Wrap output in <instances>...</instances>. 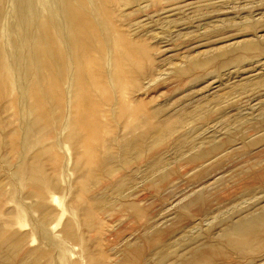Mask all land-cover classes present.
<instances>
[{
    "label": "rangeland",
    "instance_id": "obj_1",
    "mask_svg": "<svg viewBox=\"0 0 264 264\" xmlns=\"http://www.w3.org/2000/svg\"><path fill=\"white\" fill-rule=\"evenodd\" d=\"M17 1L0 0V55L3 49L10 52L15 44L14 38L17 37V30H19L15 11L17 9L15 8ZM24 1L25 4L37 3L40 6V14H35L32 20L36 21L46 16L51 20L48 24L57 25L61 31L60 35H56V49L59 47L66 48L69 54V70L61 67V72L66 71L68 79L60 75L62 79L64 78L60 80L61 82L63 81L64 85L60 84L64 87L62 89L65 95L67 94L65 99H69H66V104L68 105L64 103V107H61L64 108L62 109L64 112L68 107L72 111L70 112L67 109L65 113L63 111L60 112V106L59 109H55L56 105H58L55 96V99L53 98L52 101L49 100L47 104L49 107H53V114L50 116L48 125L46 124L45 126V122L42 119L35 121V117L37 116L36 112L39 114V110H31L29 108H25V120H17L15 114H17L16 111L19 108L16 109L14 105H12V109L10 108L12 104L8 99L10 92L8 90L4 92V89L8 86L5 87V84H9V79L11 82H15L16 80L19 82V76L22 72L16 73V76L10 72L9 78L6 72L3 73L7 79L4 81L7 82L3 83L0 81V94L4 93L0 97V100L2 98L1 101L3 102H0V106H3H1L3 109L0 111V131L2 130L0 132V204H2L0 207L2 206L3 208L0 210V223L2 224V221L9 219V224L6 223L5 225L7 228L15 232L18 229L17 234L26 233V241L24 240L21 244V250L18 249V251L13 253L14 257L18 259L26 254L34 253L33 249L38 250L42 248L39 250V254L44 252L46 257L43 256L39 264H50L49 261H52V264H101L102 256L103 258L104 256H113L111 250L113 245L122 243L125 239L128 240L129 238L131 241L138 240L142 235L140 228L142 229L143 227L139 226H141V223L146 224L149 221L148 219L151 221L153 218L152 220L157 222L173 214L171 216L172 218L169 216L170 218L167 219V222H170V226L175 224L174 222L186 224L190 220L196 221L201 218L203 213L202 208L204 209L210 205L213 207L219 204V202L231 203L232 198L238 200L241 194L248 193L250 195V193L254 192L253 190H260L261 188H263L261 190H264V166H262L264 165V85L260 83L259 85L254 84L264 79V0ZM44 4H48V6L44 7ZM70 5L76 6L80 11L83 8L87 10L89 19L94 22H92L93 27L91 29L85 31L83 29L78 30L74 27L70 21V18H72L68 10ZM26 10L30 14L31 7H26ZM37 22L38 29L45 25L50 26L38 20ZM82 32H88L90 35L87 45L83 44L79 39ZM45 37L50 38L49 35L47 36V33H45ZM126 44H128V47L124 46ZM117 45L120 47L119 49ZM112 47L118 50L115 51ZM138 51L139 53L136 54ZM89 52L90 54L93 52L91 56L88 55ZM5 56L8 58V62H10V54ZM99 56L102 57L99 58ZM91 57L93 58L92 61ZM136 57L139 58L137 59ZM85 61H91L87 72L94 71L96 73L99 69H102L105 72L107 71L108 78L106 90L97 92V100L99 103H103L102 100L104 99V103L108 104V107L107 104H103L104 113L107 115H105L106 118L104 115H101L100 118L104 117L103 120L105 119L109 123L106 124V126L108 125L107 127H104L105 121H101L100 119V123L103 122V125L101 124L103 128H101L100 136L101 138L104 137L103 140L105 142L103 140L102 142L105 145H102L100 148L101 151H99L100 149L98 150V155L102 153V157H109L107 155L110 154L113 158L110 157L111 166L119 169L117 173H120L119 171L122 172L119 174L120 176L124 174H136L137 178L134 182L135 188L130 189L129 193L134 191V193H139L142 198L144 197L140 206L145 210L144 216L146 211L148 212V215L145 217L143 215L138 218L135 216L130 217L129 215L128 217L125 215L126 213L119 212L122 209V204L124 207L130 200L124 201V199L123 201L118 200L117 202L115 200V202L109 205L110 207L102 209V211L96 208L98 212L95 207L91 208V210L87 205L88 198H86L87 195H84L82 183L87 179L84 177L86 174L84 173V176L81 175L84 177V180L79 176L83 174V171L87 173L88 170L86 169L87 165L85 158H83L84 156H77L81 153V149L78 148L80 146L79 143L77 144L79 145L78 147L75 144L78 140H74L75 137L78 138V129H76V121H73V100L77 93V88L79 91L77 84H79V79H86L87 77L85 67H88V65L86 64V66L84 64ZM123 70L125 80H122L125 84L123 90L125 92H122L120 81L117 77V72L120 73ZM55 76L57 79L59 78V75L56 74ZM151 76H156L157 79L155 81L150 80L149 78ZM24 82V85L19 83L17 89L15 88L10 94L16 96L15 90L23 92L26 84V93L24 94V100L26 101L30 99V91L36 83H47V81H39L37 77ZM5 94H8L6 97L11 102V104L8 102L10 105L7 106L5 104L7 103ZM123 95L126 97L124 98ZM120 97L124 98L127 102L129 100V106L131 108L128 107L126 110L123 108L120 109L118 104ZM140 103L143 109L139 107L141 106ZM118 106L119 108H117ZM119 109L122 114L119 113ZM58 110L60 114L63 113V116L57 112ZM122 110L125 111L123 112ZM12 113L15 114L13 115ZM150 113H156L157 116L153 117L154 119L150 117L146 120V115ZM59 115L62 119H60L61 117ZM66 115L68 116L66 117ZM108 115H110V118H108ZM7 116L11 120L15 118L14 121L9 120V123L6 121L8 123L6 124L5 119ZM55 116H59L60 118L58 119L60 121L62 120V122L57 117L55 119ZM132 116L134 119L131 118ZM174 118L176 120L180 118L185 119V122L180 126L181 128H176L175 126L176 129L174 128L173 132L168 134V137H165L162 141L155 144V146L150 147L151 149L148 148L149 150L147 149V151L145 150L141 154L133 153L130 158L128 157V160L122 158L121 154L123 152L119 145L125 138L127 141H131L139 133H151L155 129L154 125L151 126L152 124H165L166 121H169L168 119L172 120ZM150 119H152V122ZM69 120L71 121L69 122ZM149 120L150 123L147 124ZM24 122L25 124L28 122L31 123L25 125ZM54 124H59L60 127ZM73 124L76 128H74ZM4 125L8 127L6 128ZM127 125H131V127ZM10 126L11 128H9ZM48 126L49 128L50 126L54 127H52L53 129H49ZM15 127H21L20 130L23 129L21 132L24 135H21L23 140L20 137L21 141H19L23 146L21 154L18 153L14 156L15 153H12L14 150H11L9 146L11 138H8L10 135L7 133ZM108 127L111 129L107 130ZM144 127L147 128L144 129ZM57 128L60 130H57ZM104 128L107 129H105L104 136H102ZM126 128L132 129L129 130ZM133 131L135 132L133 133ZM58 132L60 133L56 134ZM60 134L64 136L62 137ZM71 134L72 137L70 136ZM117 137L122 141H118L120 139H117ZM74 145H76L75 147L78 151L80 150L77 152L78 154L75 152ZM24 152L26 153L25 156ZM27 153L29 158L27 157ZM34 153L40 155L38 157L36 156L35 159ZM75 153L77 157H75ZM104 153L107 155H104ZM10 154L13 157L10 156L11 158H9ZM32 154L34 158L31 156ZM112 154L116 155L112 156ZM137 155H144L146 158ZM30 157L33 158L31 161ZM78 157L82 160L79 161L77 159ZM5 158L7 159L3 160ZM34 159L35 162L37 159L38 161L36 163L32 162ZM148 159L150 160L151 167L159 174V176H156L157 174L155 175L153 181L144 179V174L149 173L147 171L149 167ZM16 160L20 163L16 162ZM26 160L29 163L32 162L30 163L31 166H29V163V165L26 164ZM141 160H145L146 162L143 161L140 164ZM251 160L254 162H251ZM24 162L27 166L21 164ZM258 163L259 165H257ZM246 164L252 165V167L254 164L257 165L256 167L254 166L255 170L253 169L252 172H257L259 169L258 173L260 176H258L261 178L256 177L257 179H254L257 175L255 172L253 173L255 176H250L252 175L251 172L246 173L248 171ZM76 166H80V169L82 167L80 170H83L82 173L76 171L78 168ZM30 167L31 170L29 169ZM96 168L93 171H97L98 173L99 168L98 170ZM241 173L246 174L245 177H251L252 182L249 179V182L246 184L248 178L246 179ZM22 175L28 177V180L30 177L32 179V176L36 175L38 177L37 179H30L31 182L34 180L32 185L34 183L35 187L34 185L33 187L30 186L31 182L28 184L29 181H26L27 178L25 180V177ZM161 175L165 177L162 179ZM36 176L33 178H36ZM5 178H10L11 181H9L10 179L7 181ZM116 178L118 177L116 176ZM243 178H245L246 182L242 180ZM22 179L27 182L28 186L24 183L25 181L22 182ZM80 179L82 182H79ZM207 180L209 181L208 183ZM211 180L213 181L211 182ZM239 180H241L240 182L244 181V185L243 183L240 185ZM258 182L261 184L259 185ZM46 183H48L49 187ZM249 183H256V188L253 184L254 186H251L250 190L248 187L250 185ZM37 184L40 186L36 188L38 186ZM241 186L245 188V193V190H242ZM27 187L33 189H44L47 187L49 188V196H56V200H49L46 203L48 206L49 204L53 206V218L51 217L49 221L51 220L54 225L51 221H47L48 223H45L48 224L47 228L44 223L40 222L41 212H38L40 210L36 208V202L38 200L35 197V202L32 199L34 198L32 195L25 196V194H30L26 191H31V188L27 190ZM94 188L97 189V187ZM52 189L58 190L54 192ZM109 190L110 188H104L96 191L101 193ZM197 192L199 193L197 194ZM263 192L262 194L264 195ZM201 193L204 195L203 198L206 200V204L210 202V205L207 204L206 207L205 205L203 207V204L197 201ZM76 195L79 197L77 198ZM263 195L259 199L260 204L264 203ZM173 197L174 200L171 199ZM221 197L223 198L222 202ZM84 198L87 199L86 204ZM132 198L130 196V199ZM176 198L180 199H178L180 203L178 202V205L176 204V206L172 207L174 201L177 200ZM30 199L35 202V205L32 202L34 208L31 206ZM188 199L193 207H191L192 205L190 203V205L187 204ZM190 199L192 200L190 201ZM193 199L195 204L192 203ZM79 200H81L80 203ZM215 200H219V202ZM184 203L186 204L184 205ZM88 208L92 213L88 211ZM171 208L173 209L171 210ZM187 208L188 210H186ZM9 209L11 212H9ZM179 209L182 211L186 210V213L189 212V216L187 215L184 221L178 219V213L182 212ZM91 214H93V217ZM106 214L108 215V219H106ZM111 215L113 216L111 217ZM194 215L195 217H193ZM175 216L177 219L173 218ZM68 221L72 223V227H68L70 232H75L72 234H76L73 236L76 237L74 239L70 236L69 238L67 236L64 237L65 234H63L62 230L67 227L65 222L70 224ZM39 222L42 226L39 225ZM63 224H65V227ZM164 224H167L166 226L162 225L164 229L169 227L168 223ZM42 227L44 229L46 228V230ZM36 228L37 230H34ZM97 229H101V232H98ZM138 229L141 233H138ZM216 230L218 228L210 231L205 230L201 232L203 233L201 237ZM178 233L181 234L182 232L177 231V235ZM45 234L47 235L46 237ZM108 235L109 237H107ZM134 235L138 236L136 237L137 239ZM98 237L101 239L100 243L102 241V244H98ZM76 242L81 246H78ZM48 244L50 246L52 245V247ZM26 245L27 247H25ZM179 249L181 251L182 247H179ZM49 251H51V254ZM151 251L149 254L152 253ZM101 253L102 255H100ZM104 253L107 254L104 255ZM99 255L101 257L98 259ZM233 256H231V261L234 264H240V262L246 264L247 260L249 261L251 259V257L250 259L249 257L245 259L242 256L241 258L240 255H236L235 253ZM48 257L51 260H48ZM34 258L32 257L31 259ZM258 259L259 256L255 260L258 261ZM155 262L153 263L151 261L150 264H156ZM219 262H215V264H220L221 262ZM7 264H18V260H11ZM117 264H120V261Z\"/></svg>",
    "mask_w": 264,
    "mask_h": 264
},
{
    "label": "bare ground",
    "instance_id": "obj_2",
    "mask_svg": "<svg viewBox=\"0 0 264 264\" xmlns=\"http://www.w3.org/2000/svg\"><path fill=\"white\" fill-rule=\"evenodd\" d=\"M47 6H48V4H44V7H47ZM26 7H31L30 14H28V12L26 10ZM15 8H17L15 11H16V14H17V24L19 25V30H17V32H18L17 37L14 38V43L15 44L13 45V49L10 51L11 53L6 51V50H4V49H3L4 51L1 50L2 52H1V55H0V81H2L4 83L5 82L4 80H7L6 76L3 75V73H5V72H6L7 76H8V78L10 76L9 75L10 72L12 73V75H15V76H16V73H18V72H22V73L19 76V82H18V80H16L15 82H11L10 79H9V84H5V87L7 85L8 86L5 88L6 90L4 89V92H6L8 90L11 93V91H13L15 88L17 89L19 83L24 85V83H25L24 81L32 80L34 77H37L38 80L41 81V82L47 81V83H45V84L36 83L34 85V87L30 91V94H29L30 99H28V101L24 100V94L26 93L25 91H26V87H27V85L25 84L23 92H19V91L15 90L16 91V96H12L8 92L9 93L8 99L12 102V104H11L10 101H8V99L6 97L8 94L7 95L5 94L7 103H5V102L4 103L6 104V106L11 104V107H10L11 109H12V105H14V107L16 109L19 108L16 111L17 114H15V113H12V114L13 115L15 114L17 116L16 119L17 120H21V121H22V119L25 120L24 119L25 118V115H24L25 108H29L31 110H33V109L39 110V114L36 112L37 116L35 117V121H38V120L42 119V121L45 122V126H46V124L50 120V116L53 114V110H52L53 107L51 108V107H49L47 105L48 101L49 100L52 101V99L53 98L55 99V96H56L55 100L57 101L58 105H56L55 109H57V108L59 109V106L60 107L61 106L64 107V103L66 104L67 100L69 99V98L68 99L66 98L67 100L65 99V96L67 97V94L65 95V93H64V91L62 89L64 87L61 86V84L64 85V83H63V81L62 82L60 81V80H63L64 78L68 79V76L66 75L67 74L66 71L61 72V67L66 68V69L69 70V66H68L69 54H68V51H67L66 48L63 49V47H59V48L56 49V35H60L61 31H60L59 27H57V25L48 24L51 21L50 18L44 16V17H42L40 19H37L38 21H41V22H43L45 24L50 25V26L45 25V26H43V27H41L39 29H38L37 20L36 21L32 20L34 18L33 16L35 14H38L41 11L40 10V6L37 3L36 4H33V3L25 4L24 0H18L17 4H15ZM68 10L71 13V17H72V18H70V21L73 23V25H74V27L76 29H78V30H82L83 29V30L87 31L88 29H91L93 27V23L94 22L89 19L88 12H87V10L85 8H83L80 11L76 6L70 5L68 7ZM45 33H47V36L49 35L50 38L45 37ZM79 39H80V41L83 44L87 45V43L89 42V39H90V35L88 34V32H82L81 35L79 36ZM124 46L128 47V44H126ZM114 47H112V48H114ZM117 47H118V49L120 48L118 45H117ZM126 47H125V49H127ZM86 48H87V46H86ZM118 49L114 48L113 50L116 51ZM88 51H90V50H88ZM90 52L88 54L89 56H91V54L93 53L92 52L90 54ZM137 53H139V51L136 52V54ZM9 54H10L9 61L11 63L8 62V58H6V56H5V55H9ZM100 57H102V56H99V58ZM92 59L93 58L91 57V61H92ZM91 61H89V62L85 61L84 62L85 65L86 64L88 65V67H85V72H87V70H89L88 68L90 67ZM93 72H90V73L87 72L86 79H81V80L79 79V82H78L79 84L76 83L77 86L79 87V91H78V88H77V90L75 89L77 91V93L75 94V97H74V100H73V115H74L73 116V118H74L73 121L74 120L76 121L75 123H76L77 128H76V126L74 124L73 125H74V128L78 129V135H77L78 138L75 137L74 140L78 139L76 141L77 143L75 142V144L77 145L79 143L80 146L77 145V147L79 146L78 148L81 149V151L79 150L81 153H79V155H77V156H80V155H81L80 157L84 156L83 158H85L86 165H87L86 169L88 170L87 173L82 170L83 174H80V176H79L81 178L82 177L81 175L84 176L86 174L84 177L87 178V179L84 180V177H82V180H84V181L82 182L81 179H80V181L79 180L78 181L83 183V192H84V195H87V197H86V198H88V202H87L88 204L87 205H88V207H90V209L95 207V209L97 208V209L102 211V209H106L107 207H110L109 205H111L113 202H115V200L117 202L118 200H122L123 201L125 199L124 201H126V200H130V201L129 202L127 201L128 203H126V205H124V207H123V204H122V209L120 211L118 210L119 212H124V213H126L125 215H127V216L129 215L130 217L131 216H135V217L138 218L139 216L141 217L142 215H143V217H145L146 215H148L147 214L148 212L146 211L145 216H144V211L145 210H144L143 207L140 206V203L143 201L144 197L142 198V196L139 195V193H134V191L129 193L130 189L135 188L134 187L135 186L134 182H135V179L137 178L136 174L135 175H130V174H124L123 173L124 175L120 176L119 174H121L122 172L119 171L120 173H117V171L119 169L114 168L113 166H111V159H110L111 156H110V154L107 155L106 153H104V155L106 154L109 157H102L101 156L102 153H101V155L99 154L101 157L98 155V153H99L98 150L102 147V145H105L102 142L104 137L101 138V136H100L101 128H103L101 126V124L103 125V122L100 123V119L102 121L103 118L104 117L106 118V116H107L104 113V110H103V107H104L103 104L106 105L107 103H104L105 102L104 99L102 100L103 103H99V101L97 100V98H98L97 97V95H98L97 92H101V91L106 90V86H107V83H108V78H107V73H106L107 71L105 72L104 70H102V69L100 70L99 69L96 73L95 72L93 73ZM55 73L57 75H59L60 79L56 78V76H55L56 74ZM36 74H37V76H36ZM123 74H124V70L120 71V73L117 72V77H118V80L120 81L122 92H125V91H123L124 88H125V84H124V81H123V80H125V77H124ZM60 75L64 76V78L62 79V77ZM149 79L155 81L157 79V77L156 76H154V77L151 76ZM259 83L264 85V79L259 80V81L255 82L254 84L255 85H259ZM2 94H4V93H1L0 97H2ZM123 97H124V95H123ZM10 98H12V99H10ZM124 98L120 97V99H119L120 101L118 102V104L120 106V109L123 108V109L126 110V109H128V107L131 108V106H129V100L127 102ZM105 99H108V98H105ZM1 100H2V98H1ZM1 100H0V102H2ZM65 100H66V102H64ZM8 102L10 104H8ZM101 104H102V106H101ZM135 104H137V103H135ZM66 105H68V104H66ZM140 105H141V103H140ZM1 106H0V111H1V109H3V108H1ZM114 106L116 107V105H114ZM119 106L117 108H119ZM143 106H144V104H143ZM62 107L60 109V112H62V111L64 112V110H62L64 108H62ZM107 107H108V104H107ZM107 107H106V109H107ZM132 107H133V105H132ZM139 107L142 108V105L139 106ZM68 108H66L65 112L67 111ZM140 108H138V109H140ZM120 109L118 111H120ZM4 111H5V109H4ZM13 111H14V108H13ZM69 111H68V113H69ZM108 111H109V109H108ZM112 111H113V109H112ZM57 112L59 113V110ZM127 112H128V110H127ZM119 113H121V111ZM2 114H4V113L2 112ZM61 114L63 116V113H61ZM134 114H136V113L134 112ZM101 115L102 116L104 115V117L100 118ZM141 115H143V114H141ZM12 116H11V118H12ZM59 116L58 117L55 116V119H56V117H57V119L61 117V116L60 117ZM67 116L68 115H66V117ZM108 116H109L108 118H110V115H108ZM119 116H120V114H119ZM156 116H157L156 113L147 114L146 115V120H148L150 117L153 118V117H156ZM8 117L9 116H7V118L5 117L6 118L5 119V123L6 124L9 123V120H11V119H8ZM70 117H71V115H70ZM117 118H120V117H117ZM131 118H133V116ZM14 119H12V120L14 121ZM60 119H62V117ZM60 119H58V120L60 121ZM71 119H72V117H71ZM146 120H144V121H146ZM150 120L152 122V119H150ZM150 120H149V122H147V124L150 123ZM168 120L169 121H166L165 124H160V125L159 124L156 125V124H152L151 123L152 124L151 126L154 125V128H155V129L152 128V129H154L153 131L150 130V131H152L151 133H148V134L145 133V132L139 133V135L135 136L134 139L131 140V141H127V139L125 138L124 141L125 140L126 141L124 142L120 138L117 137V139H120L118 141H122L121 144L119 145L121 150H122V152H123V154H121L122 158L123 159L125 158V159L128 160V157L130 158L133 153L141 154V153L145 152V150L147 151L148 148L151 149L150 147H152L153 145L155 146V144H157L158 142L162 141L165 137H168V134H171L173 132L175 126H176V128L180 127L185 122L184 118H180V119H177V120H176V118H174L172 120H170V119H168ZM6 121H8V123ZM70 121L71 120H69V122ZM103 121H105V119ZM25 122H24V124H25ZM60 122H62V120ZM107 122L105 121V125H103L104 127L106 126V124H109ZM29 123H31V122H28L26 124L28 125ZM19 124H17V125L19 126ZM9 125H12V124H9ZM54 125H59V124H54ZM73 125H72V127H73ZM4 126H6V128L8 127L7 125H4ZM42 126H44V125H42ZM127 126L131 127V125H127ZM145 126H147V125H145ZM24 127H22V128H24ZM52 127H54V126H52ZM52 127L50 126V128H49V126H48L49 129H53ZM59 127H60V125H59ZM63 127H62V129H63ZM132 127H133V125H132ZM3 128H5V127H3ZM9 128H11V126ZM20 128L21 127H15L12 131H9V132L7 131L8 133L6 132L7 134H9L11 136V137L8 136V138H11V142H9L10 144L7 143V142H5V143L9 144V146L11 147V150L12 149L14 150L12 152L13 154L15 153L14 156L16 154H18V153L21 154L22 147H23L21 145V143L19 142V141H21L20 137L23 134L21 132V130H23V129L20 130ZM146 128L147 127H144V129H146ZM105 129H107V128H104V131H102V133H103L102 136H104V132L106 131ZM110 129L111 128L108 127L107 130H110ZM126 129L130 130L132 128H126ZM57 130H60V129L57 128ZM148 130H149V128H148ZM4 131H3V133H4ZM134 132L135 131H133V133ZM139 132H141V131H139ZM6 133H5V135H6ZM59 133L60 132H58L56 134H59ZM129 135H130V133H129ZM60 136H62V135L60 134ZM67 136H69V135H67ZM70 136L72 137V134ZM62 137H59V138H62ZM37 138H39V137H37ZM66 138H68V137H66ZM122 139H123V137H122ZM22 140H23V138H22ZM32 140H33V138H32ZM66 140H68V139H66ZM72 144H73V142H72ZM76 145H74L75 149H76V147H75ZM115 145H116V143H115ZM8 149H7V151H8ZM103 149H104V146H103ZM79 151L76 149L75 152L77 153ZM99 151H101V149ZM76 153H75V157H77ZM107 153H108V150H107ZM37 154H38V152H37ZM25 155H26V153L24 152V156ZM39 155L35 154V159H36V156L38 157ZM115 155L116 154H112V156H115ZM10 156H12V155L10 154L9 158H11ZM31 156H33V158H34L33 154ZM137 156L143 157L144 155L143 156L142 155L141 156L137 155ZM27 157H28V153H27ZM80 157L77 158V159H79V161L82 160ZM22 158H24V157H22ZM33 158L30 157V161ZM120 158H121V156H120ZM6 159L7 158H5L3 160H6ZM35 159L32 162L36 163L38 161V159H37V161L35 162ZM114 159H115V157H114ZM26 161H27V163H26L27 165L32 163V162L29 163L28 160H26ZM41 161H43V160H41ZM143 161H145V160H143ZM143 161L141 160L140 164H142L141 162H143ZM148 161H149L148 162V166L149 167L147 168V171L149 173H147L146 175L144 173H142V174H144V179L153 181L155 175L157 174V172L151 167V163H150L149 159H148ZM3 162H5V161H3ZM13 162H15V161H13ZM13 162H12V164H14ZM16 162H18V161L16 160ZM137 162H139V161H137ZM251 162H254V161L251 160ZM258 162H260V161L258 160ZM18 163H20V162H18ZM5 164H7V163L5 162ZM21 164H24L25 166H27L25 164V162L21 163ZM255 164H254L255 167L257 165H259V163L257 165H255ZM5 166H4V168H5ZM14 166H16V165H14ZM29 166H31V164ZM246 166H247L246 169H248L247 172L245 170L246 173L251 172L252 175H250V176H255V174H253L255 172V173H257V175L254 177V179L256 177H258L259 179L261 178V177H259L260 175L258 173L259 169L257 170V172L256 171L252 172V170L255 167L254 166L252 167V165L250 166V165H247V164H246ZM262 166H264V165H262ZM11 167L13 168V166H11ZM77 167L78 166H76V168ZM94 167L95 168L97 167L96 170H98V168H99L98 173H97V171L96 172L93 171V169H95ZM116 167H118V166L116 165ZM259 167H261V166H259ZM7 168H10V167H7ZM78 168L76 169L77 172H79L82 169V167H81V169L80 168L78 169ZM244 168H245V166H244ZM29 169L31 170V167ZM262 170H260V171L263 173ZM5 171H4V173H5ZM23 171H24V169H23ZM76 171H75V173H76ZM82 171H80L79 173H82ZM19 173L21 174V172H19ZM130 173H131V171H130ZM243 173H241V174L244 175V177H245L246 174H243ZM22 176H24V175H22ZM34 176H36V175H34ZM34 176H32V179H37L38 178L37 176H36V178H33ZM116 176L118 178H116ZM156 176H159V174H157ZM7 177H9V176H7ZM161 177L163 179V177H165V176L161 175ZM26 178H27V180H26ZM245 178L247 179L248 177H245ZM245 178H243L242 180H245ZM250 178H248L247 182L245 180L246 184L249 182ZM5 179L8 181L10 178L9 179L5 178ZM24 179L26 181H29L28 184H30L31 177H30L29 180H28V177H25ZM25 180L22 179V182L25 181ZM9 181H11V179ZM26 181L24 183H26V186H28ZM212 181L213 180H211V182ZM240 181L241 180H239L238 182H240ZM250 181H251V179H250ZM32 182H31L30 186L33 187V185H34V187H35V184L33 183V185H32ZM208 182L209 181L207 180V183ZM214 182H215V180H214ZM243 182H240V185ZM259 182H261V181H259ZM259 182H258V184L260 185L261 183H259ZM35 183H37V181H35ZM156 183H155V185H156ZM256 183L255 184L254 183H252V184L249 183L250 185L248 187L250 188L251 186L255 185L254 187L256 188ZM46 184L48 185V183H46ZM206 185H205V187H206ZM240 185H239V187H240ZM243 185H244V183H243ZM39 186L40 185L36 186V188L39 187ZM98 186H99V188H98ZM263 186H264V184H263ZM48 187H49V185H48ZM53 187H54V185H53ZM94 187H97V189L94 188ZM197 187H200V186H197ZM241 187H242V190L243 189L245 190V188H243V186H241ZM29 188H31V187H29ZM29 188L27 190H30ZM36 188H34V189L31 188L30 192L26 191V192H28L30 194H25V196L26 195L27 196L28 195L29 196L32 195V197H34V198H32V197H29V198L34 199V201H35V197L37 198L38 202H36V201L35 202L37 204L36 208L40 210L38 212H41V214L39 213L41 215V217H40L41 221L40 222L44 223V225L47 226V228H48V224H45V223L47 221H49V219L51 217L53 218L52 215H53L54 210H53V206L51 204H49V206H48V204H46V203L49 200H53L54 201L57 198H56V196L55 197L54 196H49V194H48L49 193V188H47V187L44 188V189H36ZM101 188L102 189L110 188V190L109 191H103L101 193L96 191L98 189L102 190ZM198 189H200V188H198ZM236 189H237V187H236ZM238 189H240V188H238ZM246 189H248V188H246ZM261 189H263V188H261ZM261 189L260 190H253L254 192L250 193V195L248 193L241 194V196H239V197L237 196L238 200L237 199L234 200V198H232V201L234 200V202L231 201V203H224L223 202L224 203L223 204V203H220L219 200H215L216 202L218 201L219 204L214 205L213 207H211L212 205H210L209 201H208L209 203H207V204H209L210 206L206 207V205H207L206 204V200L203 198L204 195L201 193V194H199V197L197 196L198 197L197 201L200 202V204L202 203L203 207L205 205L206 208H204V209L202 208L203 213H202L201 218H199L198 220H196V221H191L190 220L186 224H183V223L181 224V222L180 223L174 222L175 224H172L170 226V222H167V219L170 218L173 214L169 215L170 217L164 215V216H166V218L165 219H160V221H157V222L152 220L153 218L151 219L152 222L150 221V219H148L149 221L147 220L148 222H146V224L145 223H141V226H139V227H142V226L143 227H142V229L140 228V230H142V233L139 232V229H138V233L142 234L141 237L138 240H135V241L132 240L131 241L130 238L128 240H126L124 238L125 240L122 243H117V244L113 245V247L111 248L113 253L109 249L110 252L113 254V256H111V257L110 256L109 257L104 256V258H103V256L102 257L100 256V255H102V253H101L98 256V259H99V257L102 258V263L101 264H117L118 261H120V264H150L151 261H153V263H154V261H156L155 262L156 264H215V262H219V261L221 262V263L219 262L220 264H232L233 262L231 261V256L234 257L233 254L235 253L236 255H240V257L242 256L245 259L247 257H249V259H250V257H251V259L249 261L247 260L246 264H264V203L263 202H262L263 204L259 203L260 202L259 199L262 197L261 195H263L262 191H264V190H261ZM57 190L58 189H54L53 191L55 192ZM250 190H251V188H250ZM209 191H210V189H209ZM245 192H246V190L244 191V193ZM198 193L199 192H197V194ZM130 196H132L133 198L130 199ZM144 196H146V195L144 194ZM76 197L78 198L79 196L76 195ZM77 198H75V199H77ZM180 198H181V196H180ZM228 198L230 199V197H228ZM171 199L174 200V197L171 198ZM178 199L174 201V203L172 204V207L176 206V204L178 202L180 203V201H179L180 199L179 200ZM214 199H216V198H214ZM217 199H218V197H217ZM221 199H222L221 200V202H222L223 198L221 197ZM84 200H85V204H86V200L87 199L84 198ZM191 200L192 199H190V201ZM80 201L81 200H79V203H80ZM193 201H194V199H193ZM193 201H192V203L195 204V201L194 202ZM215 201H211V202H215ZM227 201H229V200H227ZM32 202H33V200H31V204H32ZM35 202H33V204ZM187 202H188L187 204L190 203L189 199L187 200ZM121 203H124V202H121ZM33 204L31 206H33V208H34L35 204L34 205ZM185 204L186 203H184V205ZM0 205H2V204H0ZM83 206L84 205H82V207ZM191 207H193V205ZM84 208H85V206H84ZM1 209H3L2 206L0 207V210ZM90 209L88 208V211ZM172 209L173 208H171V210ZM115 210H117V209H115ZM179 210H180V212L182 211L181 209H179ZM186 210H188V208ZM185 211L183 213L181 212L182 214L177 212L179 214V217L175 214L178 217L179 220L182 219L181 221H184L186 219V216L187 215L189 216V214H188L189 212L186 213ZM9 212H11L10 209H9ZM89 212H91V211H89ZM94 212H95V210H94ZM97 212H98V210H97ZM109 213H110V211H109ZM157 213H159V212H157ZM111 214H113V213H111ZM161 214L163 215V213H161ZM4 215H5V213H4ZM88 215H90V214H88ZM117 215H118V213H117ZM200 215H201V213H200ZM91 216L93 217V214H91ZM105 216H106V219H108V217H107L108 215L106 214ZM112 216L113 215H111V217ZM127 216H126V218H127ZM159 216H161V215H159ZM176 216L173 217V218H176ZM119 217H120V214H119ZM193 217H195V215ZM155 218L157 219L156 216H155ZM158 218H160V217H158ZM190 218H191V216H190ZM12 220H13V218H12ZM169 221H170V219H169ZM40 222H39V225L42 226V224ZM6 223L9 224V219H7L6 221H2V224L0 223V264L10 263L11 260H14V259L18 260V264H29V263H31V264H39L40 259L43 256L46 257L45 256L46 254L44 252H42V251H41L42 253L39 254V252H40L39 250L42 249V248H40L38 250H34L33 249L34 253L33 252L31 253L30 252L31 249H30L29 252L31 254L24 255V253H22L24 256H22V257H20L18 259L16 257H14L13 253L18 251V249H20L21 244L25 240L26 233L17 234L16 232L18 231V229H17L16 232L14 230H12V229L10 230L9 228H7L5 226ZM51 223H52V221H51ZM164 223H168L169 227L164 229V227H162V225H165V226L167 225V224H164ZM52 224L54 225V223H52ZM65 224H66L67 227L64 226ZM65 224H63V226L65 228H64V230H62L63 234H65L64 237L67 236V238H69V236L70 237L75 236L76 234H72V233H75V232H70V230L68 228V227H72L71 226L72 223L68 224V223L65 222ZM53 225H52V227H53ZM216 228H218V230L213 231L211 233H208L204 237H201L203 235V233H201V232H203L205 230H209V231L210 230H215ZM101 229H99L100 231L97 229L98 232H101ZM34 230H37V228L34 229ZM44 230H46V228ZM177 231L182 232V233L181 234L178 233V235H177ZM32 232H33V229H32ZM136 234H137V232H136ZM46 236L47 235L45 234V237ZM107 237H109V235ZM136 237H138V236H135V238ZM74 238H76V237H73V239ZM94 240H93V242H94ZM98 240H99L98 244H102V241L100 243L101 239H99V237H98ZM79 242L81 243L80 240H79ZM76 243H74V244L76 245ZM74 244H72V245H74ZM94 244H95V242H94ZM104 244H106V243H104ZM77 245H78V243H77ZM107 245L109 246V244H107ZM78 246H81V245L79 244ZM25 247H27V245ZM50 247H52V245ZM75 247H77V246H75ZM179 247H182L181 251H179L180 250ZM102 249L105 250L104 248H102ZM26 250H28V249H26ZM150 251L152 253L149 254ZM23 252H25V250H23ZM49 252L51 254V251H49ZM106 254L104 253V255H106ZM108 255H110V254H108ZM257 256H259L258 261H256L257 260ZM32 257H35V258L31 259ZM115 258H117L116 261H115ZM45 259H47V258H45ZM245 259H243V260H245ZM48 260H51V259H49V257H48ZM89 261H91V260H89ZM51 262L52 261H49L50 264H52ZM235 263H237V262H235ZM237 264H239V263H237ZM240 264H244V263L240 262Z\"/></svg>",
    "mask_w": 264,
    "mask_h": 264
}]
</instances>
